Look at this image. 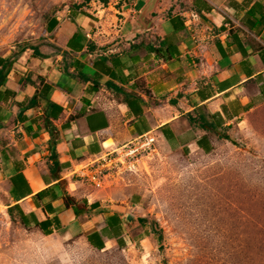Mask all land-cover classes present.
<instances>
[{
  "label": "crops",
  "instance_id": "obj_1",
  "mask_svg": "<svg viewBox=\"0 0 264 264\" xmlns=\"http://www.w3.org/2000/svg\"><path fill=\"white\" fill-rule=\"evenodd\" d=\"M163 1L79 3L45 21L41 42L0 54V169L23 228L128 247L149 224L144 195L90 185L91 163L144 137L210 154L264 103V0H187L179 13Z\"/></svg>",
  "mask_w": 264,
  "mask_h": 264
},
{
  "label": "rangeland",
  "instance_id": "obj_2",
  "mask_svg": "<svg viewBox=\"0 0 264 264\" xmlns=\"http://www.w3.org/2000/svg\"><path fill=\"white\" fill-rule=\"evenodd\" d=\"M176 1L172 11L181 12L187 0L161 9ZM79 3L0 0V54L41 42L45 21ZM238 123L210 154L145 139L113 152L104 184L140 188L149 223L126 248L93 251L79 238L23 228L7 211L0 169V264H264V103Z\"/></svg>",
  "mask_w": 264,
  "mask_h": 264
},
{
  "label": "built area",
  "instance_id": "obj_3",
  "mask_svg": "<svg viewBox=\"0 0 264 264\" xmlns=\"http://www.w3.org/2000/svg\"><path fill=\"white\" fill-rule=\"evenodd\" d=\"M142 139H145L147 141L148 145H151L155 142V139L150 138V137H148V138L144 137V138L139 139L138 141H140ZM138 141H136V142H138ZM133 145H135V142L133 144L125 147V148H130ZM122 149H124V148H122ZM122 149L108 151L107 153H105V155L101 156L100 158L95 160L93 163H91L90 168H89L90 169L89 174H87L85 176H82V175H80V176L86 178L87 182H89V184L94 186L95 188H102L104 186V182H105L104 179L107 177V175L103 173L105 168H107V166H114V164H115L113 161L114 160L113 158H114L116 153H113V152H118L119 150H122ZM83 170H85V169L83 168ZM83 170H78V172H76L74 174H78Z\"/></svg>",
  "mask_w": 264,
  "mask_h": 264
},
{
  "label": "trees",
  "instance_id": "obj_4",
  "mask_svg": "<svg viewBox=\"0 0 264 264\" xmlns=\"http://www.w3.org/2000/svg\"><path fill=\"white\" fill-rule=\"evenodd\" d=\"M92 1H99V2H101L103 4H107L109 0H83L84 3H89V2H92ZM10 65L11 64H10L9 61L0 60V92H1V88L5 85V81L7 79L9 70L11 68ZM35 99H36V97H34L32 100L34 101ZM139 222L140 223H147V221L145 219H141V220H139Z\"/></svg>",
  "mask_w": 264,
  "mask_h": 264
}]
</instances>
